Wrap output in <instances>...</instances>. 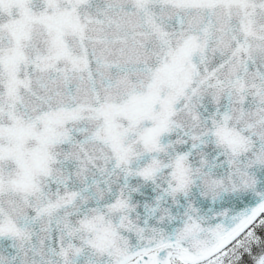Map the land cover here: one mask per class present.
<instances>
[{
	"label": "snow or ice",
	"instance_id": "snow-or-ice-1",
	"mask_svg": "<svg viewBox=\"0 0 264 264\" xmlns=\"http://www.w3.org/2000/svg\"><path fill=\"white\" fill-rule=\"evenodd\" d=\"M262 214L264 0H0V264H264Z\"/></svg>",
	"mask_w": 264,
	"mask_h": 264
},
{
	"label": "rangeland",
	"instance_id": "rangeland-1",
	"mask_svg": "<svg viewBox=\"0 0 264 264\" xmlns=\"http://www.w3.org/2000/svg\"><path fill=\"white\" fill-rule=\"evenodd\" d=\"M261 235H264V232L261 233ZM245 259L247 260V258L245 257Z\"/></svg>",
	"mask_w": 264,
	"mask_h": 264
},
{
	"label": "flooded vegetation",
	"instance_id": "flooded-vegetation-1",
	"mask_svg": "<svg viewBox=\"0 0 264 264\" xmlns=\"http://www.w3.org/2000/svg\"><path fill=\"white\" fill-rule=\"evenodd\" d=\"M264 215V214H263Z\"/></svg>",
	"mask_w": 264,
	"mask_h": 264
},
{
	"label": "trees",
	"instance_id": "trees-1",
	"mask_svg": "<svg viewBox=\"0 0 264 264\" xmlns=\"http://www.w3.org/2000/svg\"><path fill=\"white\" fill-rule=\"evenodd\" d=\"M261 234V233H260Z\"/></svg>",
	"mask_w": 264,
	"mask_h": 264
}]
</instances>
